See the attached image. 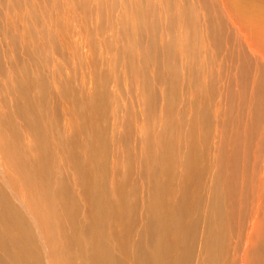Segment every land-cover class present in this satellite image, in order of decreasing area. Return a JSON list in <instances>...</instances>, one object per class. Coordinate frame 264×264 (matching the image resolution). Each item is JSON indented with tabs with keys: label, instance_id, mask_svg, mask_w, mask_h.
<instances>
[{
	"label": "bare ground",
	"instance_id": "6f19581e",
	"mask_svg": "<svg viewBox=\"0 0 264 264\" xmlns=\"http://www.w3.org/2000/svg\"><path fill=\"white\" fill-rule=\"evenodd\" d=\"M104 1H65L123 65L86 92L10 59L52 31L0 0V264H264V0Z\"/></svg>",
	"mask_w": 264,
	"mask_h": 264
},
{
	"label": "rangeland",
	"instance_id": "374dc122",
	"mask_svg": "<svg viewBox=\"0 0 264 264\" xmlns=\"http://www.w3.org/2000/svg\"><path fill=\"white\" fill-rule=\"evenodd\" d=\"M36 1L39 3V5L40 4L42 5V3H45V29L47 28V30H48V29L51 28L50 31H52L51 34H50L49 39L48 38H45V63H42L41 62V58L40 57H35V56H33V58H36L37 61H35V59L31 61L28 58H26L27 56L24 57L23 56L24 54L22 52H19V53L22 54L21 56L23 57V58L22 57L20 58V56H19L20 54H18V52H14V51H10L9 52L10 59L15 58V59H18L20 61H23V59H24V62L29 61V63L31 64V66H43L44 65L45 66V74H47L45 76L48 78V82L50 81L49 83L52 84V78H53V76L56 73L59 78H68L70 81L72 80L73 82H71V84L73 83L72 85L74 87H79L81 89H85L86 92H88L91 89L90 87L92 86V80L89 78V75H88V70L91 68L90 66H98L100 69H106L107 66L108 67L109 66L110 67L112 66V68L114 67V69H113L114 71H116L117 73H120V71L122 70V67H120V66H123V65L120 64L119 59H117V61H119V63H117V61H116V58H117L116 57V54L117 53H116V50H115L116 47L108 48L107 46H105V44H102L107 39L108 40H115L113 31H111V33H110V30H108V32H105L104 33V36H103V33H101V31L98 30L97 27H96V25H95V24H97L96 23V19L94 20L92 18H88V21H87L88 25H91V28L94 27V30H95L94 32H96V33H94L95 34L94 36L97 38L96 40L98 41V39H99L98 42L101 41L100 43L102 44L101 45L99 43L101 46H99L100 48L99 47L96 48V51H91L92 49H90V46L87 45L88 47H86V44H85L84 41H83V43H81V45L79 44L80 41H81V40H79L81 38L80 36L77 35V37H76L75 35L69 34L70 33L69 28H72V27L74 28V26L77 23H79V19H80L78 15H75L74 14V17L75 18L72 16L71 13L74 12V11L73 12L70 11L71 10L70 8H71V5L72 4L71 5L68 4L67 2H65L66 0L65 1L64 0H36ZM104 2L105 3H103L104 4L103 7L107 5L106 0ZM67 5L69 6L68 9H67ZM73 7L74 6L72 5V8ZM76 7L74 8L75 13L77 12L76 11L77 10ZM104 10H105L106 13H108L109 17L112 20L116 18L115 16H117L116 15L117 12H116V9L115 8L112 9V10H110V8H108L106 10V8H105ZM113 10H114V12H113ZM61 12H63L64 14L61 13ZM60 13L63 14V16H64L63 20L60 21V22H63V23H66L67 22V23H69L68 24L69 26H67L68 31L64 34V36H62V33L60 31H58L57 28H55V25L57 24L56 23L57 22V19L56 18L58 16V14H60ZM68 14L71 16V18L73 17V19H68V18H70V17H68L69 16ZM107 16H105V17H107ZM66 17H67V19H66ZM105 21H106V19H105ZM228 31L230 32V36L232 38L233 37L232 34L234 32V29L232 27H230ZM66 35H72V36H70V39H68V36H67V39H66L67 42L66 41L61 42V38L62 37L65 38ZM99 36H100V38H99ZM78 37H79V39H78ZM68 43H69V46H67ZM74 43H77L79 45L77 46V44H76L77 47L76 46H73ZM3 44L5 45V42ZM243 50H244V46L241 44L240 51H243ZM7 51H9V50H7ZM14 53H16V54H14ZM6 54H7V52H6ZM43 60L44 59H42V61ZM59 67H60V69H59ZM53 68L55 70H53ZM118 68L121 69V70L118 71ZM57 69L61 70V72H59ZM58 73L60 74L61 77L59 76ZM85 73H86V75H85ZM51 75H53V76H51ZM83 81H85V82L83 83ZM74 82H76V83H74ZM83 84H84V87L85 88L83 87ZM119 87H120L119 88V91H123L124 90V86L123 85H121ZM115 88L116 87L113 86V84L110 83V85H109V91H110V93H112L115 90ZM54 98L53 97L50 98V100L52 99L51 100V103L53 105L56 104V105L59 106V104H60L62 107L65 105L63 102H61L57 98H56V101H55ZM121 98H128V97L126 96V94H124V95L121 96ZM157 100H158L157 101V105H159L160 102L162 101V99L159 96ZM53 101H55L56 103H54ZM125 102H126V100H125ZM63 118L66 120L65 117H63ZM61 119H62V114H61ZM61 119H60L61 124L64 123L62 125L65 126L67 124L66 123L67 120L64 122V120L63 119L61 120ZM137 134H138V132H137ZM66 170H67V172H66L67 177L71 178L70 180L72 182L70 180L69 181H70L71 185L73 184V188H75V184H74V182L72 180L73 178L71 177V172L68 169H65V171Z\"/></svg>",
	"mask_w": 264,
	"mask_h": 264
}]
</instances>
